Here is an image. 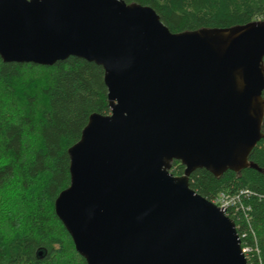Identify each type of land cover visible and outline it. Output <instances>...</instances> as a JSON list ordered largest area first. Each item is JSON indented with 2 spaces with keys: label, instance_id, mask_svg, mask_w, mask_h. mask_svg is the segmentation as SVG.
<instances>
[{
  "label": "water",
  "instance_id": "1",
  "mask_svg": "<svg viewBox=\"0 0 264 264\" xmlns=\"http://www.w3.org/2000/svg\"><path fill=\"white\" fill-rule=\"evenodd\" d=\"M70 56L103 68L110 108L68 148L70 184L54 201L86 263L247 264L226 209L188 179L259 169L264 19L172 32L125 0H0L4 62Z\"/></svg>",
  "mask_w": 264,
  "mask_h": 264
},
{
  "label": "trees",
  "instance_id": "2",
  "mask_svg": "<svg viewBox=\"0 0 264 264\" xmlns=\"http://www.w3.org/2000/svg\"><path fill=\"white\" fill-rule=\"evenodd\" d=\"M152 7L172 32L232 27L264 19V0H125ZM264 97V90H263ZM108 114L103 68L70 56L53 65L4 62L0 57V189L20 183L19 214L0 233V264H87L54 211L69 186L68 148L89 116ZM264 133V118L262 122ZM36 137L38 145L28 143ZM249 160L259 169H206L189 175V186L210 201L235 199L226 215L236 226L247 264H264V138ZM169 171L182 175L173 160Z\"/></svg>",
  "mask_w": 264,
  "mask_h": 264
},
{
  "label": "rangeland",
  "instance_id": "3",
  "mask_svg": "<svg viewBox=\"0 0 264 264\" xmlns=\"http://www.w3.org/2000/svg\"><path fill=\"white\" fill-rule=\"evenodd\" d=\"M28 143L33 147L38 145L37 138L31 137ZM20 183H13L0 189V233L11 231L9 227L13 217L19 214L18 208L21 204L19 200Z\"/></svg>",
  "mask_w": 264,
  "mask_h": 264
},
{
  "label": "built area",
  "instance_id": "4",
  "mask_svg": "<svg viewBox=\"0 0 264 264\" xmlns=\"http://www.w3.org/2000/svg\"><path fill=\"white\" fill-rule=\"evenodd\" d=\"M212 202L226 209L229 205L235 202V199L229 196H226L225 194L222 193L218 195ZM243 249H244V252L247 251V248H243Z\"/></svg>",
  "mask_w": 264,
  "mask_h": 264
}]
</instances>
